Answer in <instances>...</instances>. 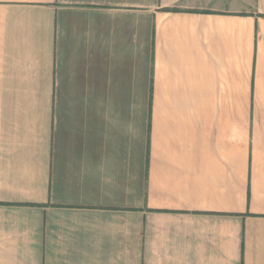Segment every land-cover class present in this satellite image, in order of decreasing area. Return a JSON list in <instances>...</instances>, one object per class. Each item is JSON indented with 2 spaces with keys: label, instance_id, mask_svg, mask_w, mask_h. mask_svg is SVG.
Segmentation results:
<instances>
[{
  "label": "crops",
  "instance_id": "crops-1",
  "mask_svg": "<svg viewBox=\"0 0 264 264\" xmlns=\"http://www.w3.org/2000/svg\"><path fill=\"white\" fill-rule=\"evenodd\" d=\"M0 264H264V0H0Z\"/></svg>",
  "mask_w": 264,
  "mask_h": 264
}]
</instances>
